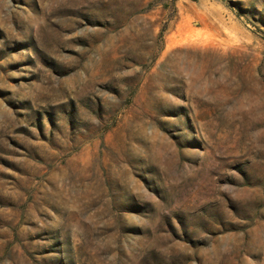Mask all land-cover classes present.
I'll return each mask as SVG.
<instances>
[{
  "label": "rangeland",
  "instance_id": "1",
  "mask_svg": "<svg viewBox=\"0 0 264 264\" xmlns=\"http://www.w3.org/2000/svg\"><path fill=\"white\" fill-rule=\"evenodd\" d=\"M0 264H264V0H0Z\"/></svg>",
  "mask_w": 264,
  "mask_h": 264
}]
</instances>
